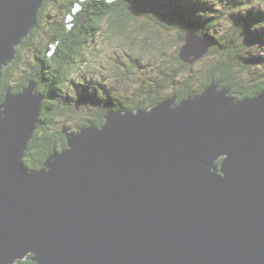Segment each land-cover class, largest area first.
<instances>
[{"label":"water","instance_id":"obj_1","mask_svg":"<svg viewBox=\"0 0 264 264\" xmlns=\"http://www.w3.org/2000/svg\"><path fill=\"white\" fill-rule=\"evenodd\" d=\"M44 2L0 0V79ZM210 48L191 29L178 56L193 65ZM220 85L109 110L32 171L23 160L44 97L34 80L8 91L0 264H264V92L241 99Z\"/></svg>","mask_w":264,"mask_h":264},{"label":"trees","instance_id":"obj_2","mask_svg":"<svg viewBox=\"0 0 264 264\" xmlns=\"http://www.w3.org/2000/svg\"><path fill=\"white\" fill-rule=\"evenodd\" d=\"M78 2L79 0H45L38 14V27L17 49L15 62L3 71L0 79V103L5 100L8 91L19 93L32 80L37 83L36 93L45 98L37 129L25 152V167L30 171L38 170L48 156L67 148L69 136L50 131L56 120L74 115L76 108L78 110L81 106L90 110L92 116L80 123L78 130L73 133L90 126H103V115L110 109L106 106L108 102L112 103V95L104 92L107 103L104 102L101 95L103 91L87 85L85 80L84 83L74 81L78 90L75 96L66 94V91L74 70L79 67L77 64L87 60L85 51L103 33L105 24L118 25L122 29L127 23L142 17L166 32H177L181 43L185 41L186 32L192 29L211 44L207 55L216 54V61L207 68L205 81L199 87H191L188 71L207 55L193 65L183 63L178 55L174 58L173 62L178 68L168 76L169 79H165L174 88L171 91L174 94L164 96L166 98L175 97L176 92H179L178 101L201 94L213 79L221 83L220 89L228 87L234 94L240 95L241 99L255 98L264 92V80L257 79L253 84H245L239 77L241 73L264 66V55L258 58L247 56L259 43H264V11L250 7L249 0H233L223 7L215 6L209 0H80V3H85L74 14L73 8ZM70 15L73 16L71 27L67 22ZM226 22L233 31L221 35L220 28ZM53 46L56 47L54 55L48 57ZM24 49H28L30 55L21 79L15 83L17 69L24 63L21 57ZM86 63L87 61L84 64ZM184 75L187 77L182 80ZM157 83L159 82H151L149 87L137 91L151 90L152 85L154 89H166L167 84ZM182 91L185 93L181 94ZM164 97L157 95L152 103L161 102L166 99ZM71 103L76 104L74 108ZM111 109L132 112L146 108L141 103L129 106L121 103V106L113 105ZM220 163L221 161L217 164ZM16 264L35 263L28 257Z\"/></svg>","mask_w":264,"mask_h":264},{"label":"rangeland","instance_id":"obj_3","mask_svg":"<svg viewBox=\"0 0 264 264\" xmlns=\"http://www.w3.org/2000/svg\"><path fill=\"white\" fill-rule=\"evenodd\" d=\"M209 1H212L215 6L223 7L224 4L233 0H223L224 3H222V0ZM248 5L264 11V8L261 7L264 5V0H249ZM227 8L232 7L227 6ZM122 29L118 25L107 26L105 24L103 33L85 51L84 55L87 60L80 61L77 64L79 67L74 66L76 69L73 76H77L79 80H85L87 85L90 84L89 86L115 97L149 87L151 82L169 79L168 76L172 75L173 71L178 68L173 60L178 55L177 51L183 46V43L179 41V34L177 32H166L142 17L127 23L126 27L123 26ZM220 29L221 35H227L229 31H233L230 30L231 25L227 22L223 23ZM114 49H120L123 51V55L120 51ZM109 50H112L111 55H109ZM29 55L30 51L28 49L22 51L21 57L24 63H22L21 68L17 69L15 83H18L21 79L20 76ZM215 55H207L203 61L195 64L188 71V82H191L192 88L199 87L201 82L205 81L207 68L216 61ZM263 55L264 43H259L258 46L249 51L247 56L258 58ZM164 56L165 58H163ZM85 61H87L86 64H84ZM104 73H107V75ZM97 74L100 75L99 80L95 79ZM73 76L69 81L71 83L67 85L66 91V94L70 96H75L78 92L74 85V81L77 82L78 79H74ZM186 77L185 75L182 76V80ZM239 77L245 84H253L257 79L264 80V66L241 73ZM105 81H108V83H105ZM166 89H168L167 95H171V91H174L170 84H167ZM75 105V103H71V107L74 108ZM78 108V110L76 108L74 115L70 114L56 120L54 125L50 127V131L61 133L64 136H70L77 131L79 124L90 115L92 116L90 110L87 111L81 106Z\"/></svg>","mask_w":264,"mask_h":264},{"label":"flooded vegetation","instance_id":"obj_4","mask_svg":"<svg viewBox=\"0 0 264 264\" xmlns=\"http://www.w3.org/2000/svg\"><path fill=\"white\" fill-rule=\"evenodd\" d=\"M159 84H167V80H164V81H161L159 83H157V85ZM151 90L149 89H146V90H141L140 92L134 90L132 92H129L128 94L126 93V95H121V96H113V99H115V101L113 99H110L111 102H108V105L106 106V108H110L109 110H112L111 107L114 106H121V103L122 104H129L132 105V104H136V103H141L143 105L144 108L146 109H149L151 108L152 106H154L155 104L159 103H152L155 101L157 95H161V96H169L166 94V89L165 87L164 88H156L154 89L153 88V85L152 87H150ZM185 91H182L181 94H184ZM171 94H174V93H171ZM101 95L103 96V101L105 102L106 101V96H104V92H101ZM179 96V92H176L175 94V97L177 98ZM166 98V97H164ZM178 99V98H177ZM107 103V101H106ZM120 104V105H119ZM144 109V110H146ZM108 110V111H109Z\"/></svg>","mask_w":264,"mask_h":264},{"label":"clouds","instance_id":"obj_5","mask_svg":"<svg viewBox=\"0 0 264 264\" xmlns=\"http://www.w3.org/2000/svg\"><path fill=\"white\" fill-rule=\"evenodd\" d=\"M262 8H264V5H262L261 6ZM77 8H79V5H77ZM51 48H56V47H51ZM115 51H120V53H121V55H123V51H121L120 49H114ZM111 51L112 50H109V55H111ZM133 71H135V70H133ZM105 75H107V73H104ZM73 78L74 79H78V82L79 83H84V81L83 80H79V78L77 77V76H73ZM95 79L96 80H99L100 79V75L99 74H97L96 76H95ZM105 83H108V81H105ZM31 95L32 96H34V97H36V95H35V93L33 92V93H31ZM39 96H41V95H39ZM37 98V97H36ZM45 99V98H44ZM6 114V111H5V108L4 107H0V119H2L3 117H4V115ZM120 115L121 116H126L124 113H120ZM37 119V118H36ZM36 123V122H35ZM73 131H75V129H73ZM59 151H61V150H59ZM58 151V152H59ZM51 171V169L49 168V169H47L46 170V172H50ZM12 264H14V259L12 260Z\"/></svg>","mask_w":264,"mask_h":264},{"label":"built area","instance_id":"obj_6","mask_svg":"<svg viewBox=\"0 0 264 264\" xmlns=\"http://www.w3.org/2000/svg\"><path fill=\"white\" fill-rule=\"evenodd\" d=\"M87 1H90V0H86V2H87ZM110 2H111V0H110ZM82 3H84V2H82ZM77 5H79V8H77ZM81 8H82L81 3H77V4L75 5V7L73 8V12H74V14H76ZM72 21H73V16L70 15V16L68 17V20H67L68 25H69L70 27L72 26ZM54 49H55V48H53V50H54ZM53 50L50 52V54H52Z\"/></svg>","mask_w":264,"mask_h":264},{"label":"bare ground","instance_id":"obj_7","mask_svg":"<svg viewBox=\"0 0 264 264\" xmlns=\"http://www.w3.org/2000/svg\"><path fill=\"white\" fill-rule=\"evenodd\" d=\"M42 97H44V96H42ZM44 100H45V99H43V101H42V107H43V105H44ZM79 131H80V130H79ZM61 151H62V150H61ZM61 151H60V152H61ZM58 153H59V152H58ZM23 163H24V160H23ZM24 165H25V163H24ZM26 169H27V168H26ZM27 171H30V170L27 169Z\"/></svg>","mask_w":264,"mask_h":264}]
</instances>
